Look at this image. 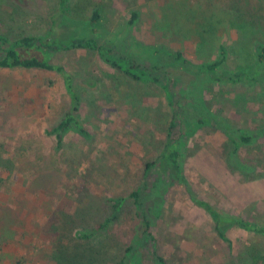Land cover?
<instances>
[{
    "label": "rangeland",
    "instance_id": "374dc122",
    "mask_svg": "<svg viewBox=\"0 0 264 264\" xmlns=\"http://www.w3.org/2000/svg\"><path fill=\"white\" fill-rule=\"evenodd\" d=\"M12 2L21 7L15 16ZM96 2L100 43L147 67L168 66L175 53L195 66L212 63L223 46L227 69L249 72L256 40L264 42V0ZM56 4L5 0L0 32L11 40L47 36ZM76 25L62 34L81 36ZM51 56L68 70L81 96L78 123L61 149L46 130L70 109L62 76L0 69V264H117L126 256L127 264H157V256L166 264H264V238L226 225L230 248L183 186L166 178L167 171L145 173L165 147L176 109L193 127L186 130L182 121L189 133L180 166L194 193L226 214L264 224V139L258 138L264 80L231 86L188 72V64L184 72L171 68L177 83L173 110L161 86L129 78L95 51ZM205 117L211 121L204 123ZM240 131L251 133L254 142L236 149L228 133ZM138 189L142 216L131 196ZM118 197L125 202L116 222L99 231L113 211L108 200ZM130 246L136 248L131 255Z\"/></svg>",
    "mask_w": 264,
    "mask_h": 264
},
{
    "label": "trees",
    "instance_id": "16d2710c",
    "mask_svg": "<svg viewBox=\"0 0 264 264\" xmlns=\"http://www.w3.org/2000/svg\"><path fill=\"white\" fill-rule=\"evenodd\" d=\"M5 0H0V13L4 11L1 4H4ZM11 7L14 9L11 15L15 16L18 10L21 9L19 5L12 2ZM96 0H57L56 11L50 18V30L47 36L40 35H27L20 37L16 40H11L6 34L0 32V69L2 70H42L55 72L62 76L65 82L67 95L70 101V109L64 119L55 127L48 128L46 133L54 136L57 142V147L62 148L64 135L70 130L73 123H78V113L81 107V96L76 91L73 85V79L68 70L52 60V54H58L61 52H71L75 50H90L98 53L100 59L110 66L117 69L129 78L139 82H153L161 86L166 92V98L168 105L173 108L176 107L177 94L173 91L172 86H177V83L171 78V74L168 69L178 68V70L185 71L184 65L188 64L191 67L187 70L190 73L199 71L207 78L211 83H220L231 86H249L257 84L264 80V42L256 40L255 52L256 62L252 71L244 72L238 70H228L227 63L229 62L228 50L225 47L220 48L219 57L212 63L201 64L198 66L192 65L183 59L181 53H175L174 62L168 66L151 65L150 67L144 64L137 63L129 55H123L118 52L115 46H108L101 44L98 36V28L101 25V12L97 7ZM136 15H133L135 20ZM72 23L79 26L78 29L82 35L76 37H67L63 35L61 31L65 28L72 27ZM78 34V33H77ZM177 63H181L182 67H176ZM167 77L169 78L168 81ZM184 117V116H183ZM205 122L208 123L210 118L205 117ZM186 125V130L192 127L191 124L186 122L185 117L183 120L178 115L176 109L173 112V117L170 122L167 134V141L161 155L152 163L147 164L145 173L151 174L154 170H159L161 173L168 172L166 178H170L173 184H180L185 189V192L190 201L202 209L214 222L215 232L223 241L231 242L228 239L224 226L233 225L243 230L254 232V235L264 238V224L256 221H249L233 217L223 211L217 209L209 201H206L199 197L192 190L190 183L184 176L183 170L180 166V149L185 146L184 137L188 135V131L184 133L183 122ZM202 123V122H201ZM200 126V125H199ZM193 128V127H192ZM80 133L87 135L85 130L80 128ZM180 134V135H178ZM233 143L236 145V149L241 145H250L254 140L249 132H236L231 135ZM264 139V128L259 131L258 138ZM2 162L0 161V166ZM1 169V168H0ZM2 177L0 173V185ZM173 184H170L173 185ZM141 189H138L132 193V198L138 209V213L142 216L143 203L140 200ZM124 198H111L108 203L112 206V214L109 218H106L103 222L99 223L98 230L108 229L114 224L118 218L119 213L124 205ZM144 225L148 228L149 222L143 217ZM79 238L87 239L90 235L77 234ZM129 255L133 253L136 248L130 246L128 249ZM128 256L121 260L117 264H127ZM257 259H254L253 264H257ZM242 264V262H239ZM238 263V264H239ZM157 264H166V261L157 256ZM248 264V263H246Z\"/></svg>",
    "mask_w": 264,
    "mask_h": 264
}]
</instances>
